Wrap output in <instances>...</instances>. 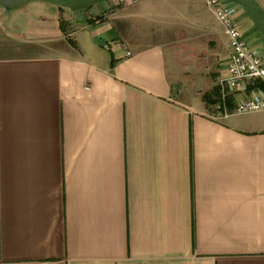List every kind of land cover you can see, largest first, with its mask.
<instances>
[{"label":"crops","instance_id":"crops-1","mask_svg":"<svg viewBox=\"0 0 264 264\" xmlns=\"http://www.w3.org/2000/svg\"><path fill=\"white\" fill-rule=\"evenodd\" d=\"M230 63L207 0L0 7V264H264V112L205 101Z\"/></svg>","mask_w":264,"mask_h":264},{"label":"built area","instance_id":"built-area-1","mask_svg":"<svg viewBox=\"0 0 264 264\" xmlns=\"http://www.w3.org/2000/svg\"><path fill=\"white\" fill-rule=\"evenodd\" d=\"M207 2L224 27L231 50L228 76L220 83L221 97L224 103L227 95L238 94L243 89L247 79L264 82V59L261 51L254 49L251 41L245 39L237 27V8L224 4L223 0H207ZM126 55L130 57L131 53L127 52ZM259 112H264V98L244 100L235 107L233 113L226 110V116Z\"/></svg>","mask_w":264,"mask_h":264},{"label":"water","instance_id":"water-1","mask_svg":"<svg viewBox=\"0 0 264 264\" xmlns=\"http://www.w3.org/2000/svg\"><path fill=\"white\" fill-rule=\"evenodd\" d=\"M36 1L48 2L63 9L77 12L88 10L104 0H0V7L11 12ZM234 2L239 4L252 19L255 30L262 36L264 45V8L262 5L258 0H234Z\"/></svg>","mask_w":264,"mask_h":264},{"label":"trees","instance_id":"trees-1","mask_svg":"<svg viewBox=\"0 0 264 264\" xmlns=\"http://www.w3.org/2000/svg\"><path fill=\"white\" fill-rule=\"evenodd\" d=\"M233 95H227L225 101H224V106L227 108L228 111L231 112L230 109H233V102H232V97ZM212 98H214L212 100ZM205 101L209 104V103H221L220 105L222 106V97H221V90L220 88L215 90L212 94L210 95H206L205 96ZM223 106V107H224Z\"/></svg>","mask_w":264,"mask_h":264},{"label":"rangeland","instance_id":"rangeland-1","mask_svg":"<svg viewBox=\"0 0 264 264\" xmlns=\"http://www.w3.org/2000/svg\"><path fill=\"white\" fill-rule=\"evenodd\" d=\"M262 37V36H261ZM263 40V39H262Z\"/></svg>","mask_w":264,"mask_h":264}]
</instances>
